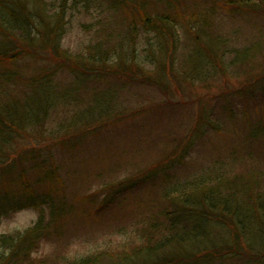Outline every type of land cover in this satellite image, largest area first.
<instances>
[{"label":"trees","instance_id":"1","mask_svg":"<svg viewBox=\"0 0 264 264\" xmlns=\"http://www.w3.org/2000/svg\"><path fill=\"white\" fill-rule=\"evenodd\" d=\"M73 4L76 13H80L79 8H84L83 11L99 16L93 25L85 28L88 33L96 31L88 54H66L60 47L55 50L58 43L52 42L59 38L60 44V34L67 25L63 18L54 15ZM220 13L237 20L240 17L242 23L252 22L259 16L264 17V0H0V38L6 40L0 46V172L7 174L5 177L0 175V216L29 206V203L41 215L39 223L31 230L0 238V264H45L48 259H35L33 254L46 239L55 237L59 240L56 230L62 228L60 221L64 219L67 206L59 207V192H41L33 187L48 185L54 190L58 185L54 170H48L51 150H46V161L41 162V149L31 148L29 141L31 137L36 142L47 138L49 115L58 108L70 112L69 107L83 102L79 96L82 89L87 90L94 84L96 89L92 96L103 94L100 99V103L105 104L103 109L97 110L98 104L94 108L88 105L73 118L59 117V120L63 119L61 126L68 129L62 127L57 133L59 142L65 143L59 144V150L66 148L65 145L75 149V143L85 139L84 133H110L112 127L130 120V114L133 118L154 109L155 104H149L150 109L134 112L121 111L119 106H115L119 109L109 108L118 91L112 85L113 81L127 79L128 83L123 82L125 86L130 82L154 86L162 97L174 99L182 98V95L173 97L174 82L177 83L174 94L178 90L184 94L186 86L190 88L201 83L209 86L208 80L213 75L225 77L231 70L245 68L253 62L255 55L264 53V29H255L251 34L258 42L246 41L245 45H237L233 36L246 38V32L241 31V27L238 32H228L231 35L221 33L217 28ZM179 32L185 36L186 44L189 45V38L194 47L177 62L181 54L177 51ZM36 33L42 34V45L34 36ZM150 34L155 36L154 42H150ZM142 37L148 44L139 55ZM46 48L58 59L56 70L45 68L44 63L49 60L42 59L40 51ZM167 55L172 60L170 69ZM174 61L180 68L175 69ZM146 64L152 72L146 70ZM262 67L243 73L247 82H254L240 91L245 92L246 97L257 98L261 94L263 99L256 105L258 116H264V64ZM62 68L75 77V82L65 87L55 83ZM104 79L108 81L105 84ZM107 84L110 89L105 88ZM176 103L182 101L173 102ZM160 105V112L164 113L166 103ZM233 110H229L230 116ZM247 111L242 116L248 117ZM209 117L217 123L209 122ZM219 118L203 112L191 131L200 136L199 131L204 132L202 127L206 125L219 132ZM244 121L245 127L259 123L252 118ZM248 139L249 160L253 163L260 160L262 166L255 168L253 165L245 174L232 178L217 177L216 185H212L209 175L194 181L188 180L189 177L181 179V175L172 171L167 175L173 164L174 169L187 164L181 157L172 165H159L144 174L146 181L140 180V188L144 184H154L158 202L153 212L156 222L149 229L139 231L136 244L77 260L60 257L56 261L58 264H214L219 253L220 261L225 264H264L263 257H259L261 254L254 257L229 246L231 236L233 245L238 244L241 231L251 234L250 250L264 246V126L256 127ZM31 169L35 171L34 177L31 176L33 179L27 178ZM62 203L65 205L64 200ZM47 215L52 223L46 220ZM233 220L237 232H232V228L224 234L217 231L220 235L211 231L214 221L219 222L217 229L228 230ZM221 248L229 251L220 253Z\"/></svg>","mask_w":264,"mask_h":264},{"label":"rangeland","instance_id":"2","mask_svg":"<svg viewBox=\"0 0 264 264\" xmlns=\"http://www.w3.org/2000/svg\"><path fill=\"white\" fill-rule=\"evenodd\" d=\"M75 7L73 4L64 10H59L60 14L54 15V12L51 13L55 18L56 16L63 18L67 23L63 33L60 34V44L59 38L52 41L53 43L56 42L55 44L58 43L55 50H59L60 47L61 51L74 56L84 52L88 54L94 43L93 32L96 33V31L88 33L85 28L93 25L99 19L95 12L83 11L84 8H79L80 13H76L77 9ZM218 19H221L217 24V28H220L221 33L223 31V33L229 34L228 32L234 30L238 32L242 27L241 31L246 32L247 37L233 36L234 42L240 46L245 45L246 41L247 43L248 41L249 43L258 42V38L252 37L251 34L255 29L261 31V28L264 29L263 16H259L252 22L242 23L240 17L239 21L226 13H220ZM36 21H38V18H36ZM247 28H250V30ZM179 34L180 38L177 42L179 48L177 51L181 54H179L177 62H180L183 56H186V53L192 51L189 48L194 47L191 39L188 38L189 45H187L185 36L182 35V32H179ZM34 36L38 43L42 45V34L36 33ZM154 37L153 34L149 35L150 42L155 41ZM0 42V46L4 45L6 43L5 38H0ZM147 44L148 41L142 37L138 54L147 47ZM263 54L255 55L250 65L245 68L231 70L225 77H214L213 75V78L208 80L209 86H206L207 83H201L190 88L186 86L184 94L181 90L174 94L177 86V83L174 82L171 89L173 97L174 95L180 97L182 95V98L162 97V94L154 86H139L140 84L131 82L128 84L129 86H125L123 82L128 83L127 79L113 81L112 85L119 92L116 91L118 95L115 94L114 104L109 105V108H121V111L134 112L141 108L150 109L148 108L149 104H155L154 109L156 110H147L142 115L133 118L130 114L128 116L130 120L112 127V129H109L110 133H84L85 139L76 142L77 147L75 149H69L70 146L65 145L66 148L59 150V144L65 143L59 142L57 133H60L58 131L62 127L66 129L61 126L63 119L59 120V117L64 115L67 118H73L74 115L81 112L82 108L88 105L94 108L98 104L97 110L103 109L105 104L100 103L103 94L92 96L93 91L96 89L94 84L93 87H88L87 90L82 89L79 96L83 102L69 107L70 112L61 109L59 111V108L54 110L47 120V138L42 142H36L31 137L33 141H29L31 148L41 149L40 151L43 154L41 162L46 161V150H51L52 159L49 161L48 170H54L55 183L58 185L54 190L48 185L39 184L33 187L41 192L43 190L45 192H59V207L67 206V208L63 216L64 219L60 221L62 228L59 229L58 227L56 230L59 240L51 237L40 243L37 252L33 254L34 258L48 259L49 261L45 264H55L56 262L58 264L56 260L60 257L77 260L105 251H114L123 245L136 244L139 240V231L147 227L149 229L151 224L156 222L155 213L153 212L154 209H157L158 202L156 197L158 190L154 184H144L145 186L143 185L140 188V180L146 181L144 174L149 173L150 170L157 168L159 165L165 164L166 166L169 163L172 165L181 157L187 164L178 165L181 168L176 169L173 168V164L169 168L170 170H167V175L172 171L177 176L181 175L179 176L182 177L181 179L189 177L188 180L190 181L209 175L208 178L211 179L212 185H216L217 177L232 178L240 173L245 174L248 171L247 169H250L253 165H255V168H257V165L262 166L263 162H260V160L254 161L255 163L249 160L248 138H250L251 132L256 127L264 126V119H262L264 116H258L256 112V105L259 101H262L263 97L260 93L257 98L254 96L246 97L245 92L240 91L254 82H247L244 78L246 75H243V73L250 69L257 71L263 68ZM54 55L47 48L40 51L42 59L49 60L44 63L47 71L56 70L58 67V59ZM167 56V66L170 69L172 60L169 55ZM176 61H174L175 69H178L180 65ZM40 66L42 67L41 64ZM145 68L148 72H152L151 67L147 64ZM235 73L238 75H235ZM71 82H75V77H72L71 73L64 68L55 77V83H61L63 87ZM105 82L108 81L104 79V84ZM106 87L110 89L108 84ZM258 87L259 85L256 86V88ZM99 90L101 89L99 88ZM174 101H182V103H176L178 106H175ZM161 102L166 103L164 113L160 112L162 109ZM115 106H119V108ZM231 108L234 109L232 116H230L229 111ZM246 109L249 112L247 113L248 117L242 116ZM203 112L214 117H220L218 119L219 132L206 125L202 127L204 132L199 131L200 136H196L191 131L197 125ZM245 118H252L254 121H259V123L257 126L245 127ZM211 120L209 117V122L217 123ZM79 137H83L82 133L79 134ZM257 170L259 171V169ZM34 172L33 169L29 170L27 178H30ZM18 173L20 174L21 171L18 170ZM0 175L7 176L4 171L0 172ZM241 198L244 201L243 196ZM63 200L65 205L62 203ZM150 215L152 218H150ZM40 218L39 211L34 210L30 203L29 206L18 207L6 216H0V238L16 233H25L36 226ZM46 220L50 223L53 222L49 220L48 215ZM223 220L221 219L220 222H223ZM218 224L219 222L214 221L211 230L215 231L216 234L220 235L217 231H223L222 234H224L231 231V228L232 232L235 233L236 231L234 220L228 230L227 228L217 229ZM59 234H61L60 237ZM251 239L249 232L243 233L241 231L238 244L233 245L234 239L231 236L229 246L232 249L240 250L244 254H252L254 257L261 254L259 257L264 259V246L256 251L248 248V245L252 244ZM228 251V249H220V253ZM216 258L214 264H225L220 261L219 253L216 254Z\"/></svg>","mask_w":264,"mask_h":264}]
</instances>
